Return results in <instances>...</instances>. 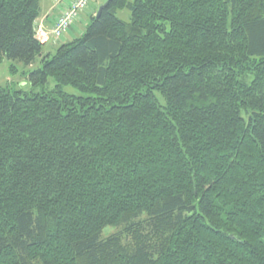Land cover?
I'll list each match as a JSON object with an SVG mask.
<instances>
[{"label":"trees","instance_id":"obj_1","mask_svg":"<svg viewBox=\"0 0 264 264\" xmlns=\"http://www.w3.org/2000/svg\"><path fill=\"white\" fill-rule=\"evenodd\" d=\"M105 1L51 53L0 0V264H264V0Z\"/></svg>","mask_w":264,"mask_h":264},{"label":"rangeland","instance_id":"obj_2","mask_svg":"<svg viewBox=\"0 0 264 264\" xmlns=\"http://www.w3.org/2000/svg\"><path fill=\"white\" fill-rule=\"evenodd\" d=\"M60 1L61 0H42L41 1V7L44 10L49 5L60 3ZM104 2H105V0H100V4H97V5L92 6V7H94L97 10L98 7ZM78 15L80 16L81 19L76 18V21H74L73 26L68 31L63 33V35L60 38L51 39L50 42L47 44V46L50 48H47V47L43 48L44 52L46 51V52L54 53L59 45H61L62 43H65L67 41L72 40L74 36L77 37L78 35H74V36H70V38H69L67 35V34H69V32H72V30H76L77 27L82 30V33L84 32L85 26L83 25L81 20H84V22L89 23L90 18H91V14L87 11V9L86 10L84 9L81 12H79ZM127 15H128V13H120L119 14L120 18H122V19H127L126 18ZM11 65H14L16 67L15 73L10 72V66ZM39 66H40L39 60H37L36 62H34L33 64H31L29 66H25L23 63H21L19 61H11V60L4 59L2 62H0V87H6L9 85L12 88H22L24 90H29L30 89L29 81L27 80V77L25 76L24 72L36 69ZM54 85H55L54 79L49 78L48 79V88H53ZM36 91H39V89H36ZM63 91L68 93V94H72V95H83L84 94L78 88L71 86V85L63 86ZM117 230H118V228L107 227L103 231L102 237H105L109 234L115 233Z\"/></svg>","mask_w":264,"mask_h":264},{"label":"crops","instance_id":"obj_3","mask_svg":"<svg viewBox=\"0 0 264 264\" xmlns=\"http://www.w3.org/2000/svg\"><path fill=\"white\" fill-rule=\"evenodd\" d=\"M41 1L42 0H40V14H39V17L35 21V25L41 26L45 31L49 32L54 21L59 17L62 10L65 9L70 4L71 0H61L60 3L51 4L47 8H45L44 10L41 7ZM97 4H100V0H89L87 11L91 14V17L94 16L96 13V9L92 6H95ZM77 18L81 19L79 15ZM74 21H76V19ZM81 21H82L83 25L86 27V25L88 23L84 22V20H81ZM73 23L69 27V29L73 26ZM67 35L69 38H70V36H74V35L80 36V35H82V30L77 27L76 30H72V32H69V34H67ZM74 38H76V36H74L73 39ZM51 39H53V37L49 34L47 36V40L44 41V48H46V47L50 48L47 46V44L50 42Z\"/></svg>","mask_w":264,"mask_h":264},{"label":"built area","instance_id":"obj_4","mask_svg":"<svg viewBox=\"0 0 264 264\" xmlns=\"http://www.w3.org/2000/svg\"><path fill=\"white\" fill-rule=\"evenodd\" d=\"M88 4L89 0H71L70 4L62 10L59 17L54 21L49 32L41 26L35 27V37L41 42L47 40L49 34L55 39L60 38L78 17L79 12L87 9Z\"/></svg>","mask_w":264,"mask_h":264},{"label":"water","instance_id":"obj_5","mask_svg":"<svg viewBox=\"0 0 264 264\" xmlns=\"http://www.w3.org/2000/svg\"><path fill=\"white\" fill-rule=\"evenodd\" d=\"M106 3H107V1H105L104 3H102V4L98 7V9H97V11H96V14H95V17H98V16H99L102 7H103Z\"/></svg>","mask_w":264,"mask_h":264}]
</instances>
